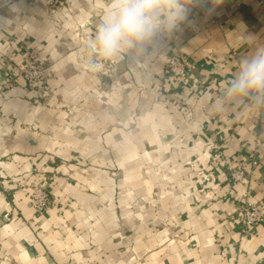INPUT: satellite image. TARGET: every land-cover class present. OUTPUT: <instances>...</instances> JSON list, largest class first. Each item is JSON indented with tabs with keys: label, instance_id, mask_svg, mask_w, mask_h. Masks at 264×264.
Masks as SVG:
<instances>
[{
	"label": "crops",
	"instance_id": "0c3cea01",
	"mask_svg": "<svg viewBox=\"0 0 264 264\" xmlns=\"http://www.w3.org/2000/svg\"><path fill=\"white\" fill-rule=\"evenodd\" d=\"M50 1L0 0V264H264V222L234 220L247 195L264 205V96L229 92L264 48V0H181L182 22L111 58L93 47L111 0Z\"/></svg>",
	"mask_w": 264,
	"mask_h": 264
},
{
	"label": "clouds",
	"instance_id": "9594fccd",
	"mask_svg": "<svg viewBox=\"0 0 264 264\" xmlns=\"http://www.w3.org/2000/svg\"><path fill=\"white\" fill-rule=\"evenodd\" d=\"M185 16L181 0H111L93 47L102 57L111 58L124 46L147 40L161 28H174ZM229 92L264 96V48L241 62Z\"/></svg>",
	"mask_w": 264,
	"mask_h": 264
},
{
	"label": "built area",
	"instance_id": "2783aa9c",
	"mask_svg": "<svg viewBox=\"0 0 264 264\" xmlns=\"http://www.w3.org/2000/svg\"><path fill=\"white\" fill-rule=\"evenodd\" d=\"M52 1L54 2L55 0ZM52 1L49 3H52ZM196 69L197 65L184 54L171 56L166 62V70L174 76L186 78ZM19 77L28 88L34 89L46 80V65L34 53H28L24 62L19 66ZM256 163L257 161H254V164ZM230 175L235 185L246 180L245 172L241 165L231 168ZM19 184L29 190V204L32 205L37 213L42 215L53 207L55 201L46 187L33 184L29 178L26 181L19 182ZM5 190H8V186H6ZM250 197L247 195L243 199L240 212L234 217L238 228L245 233L264 222V205L252 201ZM6 217H9V213L6 214Z\"/></svg>",
	"mask_w": 264,
	"mask_h": 264
},
{
	"label": "rangeland",
	"instance_id": "374dc122",
	"mask_svg": "<svg viewBox=\"0 0 264 264\" xmlns=\"http://www.w3.org/2000/svg\"><path fill=\"white\" fill-rule=\"evenodd\" d=\"M70 25V24H69ZM81 25H83V29H86L88 26H86L84 23L83 24H81ZM72 29H73V27H71ZM70 29V28H69ZM18 72H19V70H18ZM27 178H29L30 179V181L32 182V180H31V178L30 177H22V178H20V179H18L17 180V182L19 181V182H21V181H26L27 180ZM19 182H18V184H19ZM33 184H35L34 182H32ZM20 185V184H19ZM37 185V184H36ZM21 186V185H20ZM22 187V186H21ZM22 188H24V187H22ZM25 189V188H24Z\"/></svg>",
	"mask_w": 264,
	"mask_h": 264
}]
</instances>
